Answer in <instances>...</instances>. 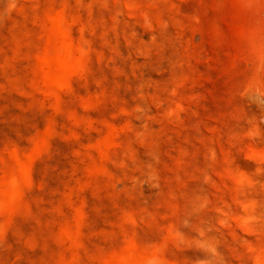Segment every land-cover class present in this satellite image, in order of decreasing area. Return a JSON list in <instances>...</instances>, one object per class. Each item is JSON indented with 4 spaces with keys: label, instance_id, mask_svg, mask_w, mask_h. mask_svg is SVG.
<instances>
[{
    "label": "rangeland",
    "instance_id": "obj_1",
    "mask_svg": "<svg viewBox=\"0 0 264 264\" xmlns=\"http://www.w3.org/2000/svg\"><path fill=\"white\" fill-rule=\"evenodd\" d=\"M0 264H264V0H0Z\"/></svg>",
    "mask_w": 264,
    "mask_h": 264
}]
</instances>
